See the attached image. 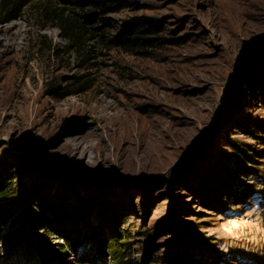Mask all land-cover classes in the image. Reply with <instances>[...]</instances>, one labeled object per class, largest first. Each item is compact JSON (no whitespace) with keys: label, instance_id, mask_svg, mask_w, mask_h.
Masks as SVG:
<instances>
[{"label":"rangeland","instance_id":"1","mask_svg":"<svg viewBox=\"0 0 264 264\" xmlns=\"http://www.w3.org/2000/svg\"><path fill=\"white\" fill-rule=\"evenodd\" d=\"M75 1L0 15V163L51 222L13 204L0 264H264V0H86L79 42L41 13Z\"/></svg>","mask_w":264,"mask_h":264},{"label":"trees","instance_id":"2","mask_svg":"<svg viewBox=\"0 0 264 264\" xmlns=\"http://www.w3.org/2000/svg\"><path fill=\"white\" fill-rule=\"evenodd\" d=\"M32 2L33 0H0V15L4 16L5 18L21 17L25 9L28 8ZM98 4L99 3L97 1L90 2L86 0H76L74 5L77 7V10H71L70 12L72 14H67L66 9H57L50 8V6H44L41 11L42 18L46 21L55 23V26H58L61 29L63 35L66 38L73 39L75 42H79L80 37L85 32L88 33L90 30V28L86 26L92 21V19H95L94 11L88 12L87 10L90 9L91 5L96 8ZM102 4L103 3H100V5ZM90 16H93V18L91 17V19ZM139 30L140 28H138V24L134 28L126 30L123 35L124 37L122 38V42H126L128 44L127 47H129L130 49L138 48L142 50L147 47H152V38H148L142 35L135 36L136 34H138ZM145 53L147 52L145 51ZM95 84L96 80L93 77H91L90 75H84L74 78L73 86L76 87L75 90H63L62 92H57L56 90L52 91L57 93L60 99H64L70 95L83 94L91 90L95 86ZM238 153L240 155V158L243 160L252 161L253 159H250L247 154V150L238 148ZM12 161H2L0 163V219H7L13 204H16L23 205L27 213H30V215L32 216L33 222L37 225L43 226L48 222L51 223L46 219L44 213H37L27 203V195L22 189H20V187L22 186V179L18 174V167ZM243 165L244 164H235L237 176L244 175L246 173L245 167ZM44 227L46 228L47 226ZM22 232V228L19 225L12 230H9L7 235L10 237H19ZM64 238H66V236H64ZM121 239L123 241L125 240L123 239V237ZM66 241V245L61 246L53 251V257L61 264H72L69 262L70 251L73 250L72 242L67 238ZM123 243L127 246L129 253L130 248L127 245V241H124ZM77 246L79 247V245ZM115 255L117 260L124 259V254L120 252L119 249H116Z\"/></svg>","mask_w":264,"mask_h":264}]
</instances>
